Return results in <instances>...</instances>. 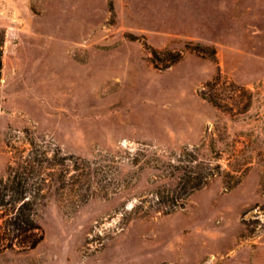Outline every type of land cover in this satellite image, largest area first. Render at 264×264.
<instances>
[{
  "label": "rangeland",
  "instance_id": "obj_1",
  "mask_svg": "<svg viewBox=\"0 0 264 264\" xmlns=\"http://www.w3.org/2000/svg\"><path fill=\"white\" fill-rule=\"evenodd\" d=\"M0 27V177L32 156L42 230L0 264H264V0H0ZM184 149L223 170L189 194Z\"/></svg>",
  "mask_w": 264,
  "mask_h": 264
},
{
  "label": "trees",
  "instance_id": "obj_2",
  "mask_svg": "<svg viewBox=\"0 0 264 264\" xmlns=\"http://www.w3.org/2000/svg\"><path fill=\"white\" fill-rule=\"evenodd\" d=\"M4 40L5 29L0 27V78ZM184 151L189 154L186 162L181 164L179 158L171 165L173 175L182 180L185 193L189 194L222 173L223 170L218 162L213 164L208 160L201 164L202 162H197L192 151L185 149ZM32 162L31 155L25 156L16 166L9 165L5 175L0 177V249L33 247L42 238L40 224L36 222L33 213L36 210L40 188L37 182H34L32 187L28 186L30 175L33 173ZM41 167L42 165L36 168V176L39 179H41ZM76 169L79 167L77 166ZM27 171L32 172L29 174ZM224 174L232 175L229 171H225ZM157 202L168 203L165 211L183 203L169 194L158 195Z\"/></svg>",
  "mask_w": 264,
  "mask_h": 264
},
{
  "label": "water",
  "instance_id": "obj_3",
  "mask_svg": "<svg viewBox=\"0 0 264 264\" xmlns=\"http://www.w3.org/2000/svg\"><path fill=\"white\" fill-rule=\"evenodd\" d=\"M263 88H264V84H263Z\"/></svg>",
  "mask_w": 264,
  "mask_h": 264
}]
</instances>
